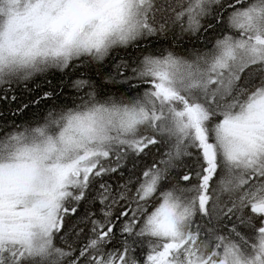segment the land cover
Instances as JSON below:
<instances>
[{
  "label": "snow or ice",
  "instance_id": "6c2138e0",
  "mask_svg": "<svg viewBox=\"0 0 264 264\" xmlns=\"http://www.w3.org/2000/svg\"><path fill=\"white\" fill-rule=\"evenodd\" d=\"M0 102V264H264V0H0Z\"/></svg>",
  "mask_w": 264,
  "mask_h": 264
},
{
  "label": "trees",
  "instance_id": "16d2710c",
  "mask_svg": "<svg viewBox=\"0 0 264 264\" xmlns=\"http://www.w3.org/2000/svg\"><path fill=\"white\" fill-rule=\"evenodd\" d=\"M55 82V81H54ZM37 84H41V78H36V81L34 84H30V87L35 88ZM42 87H47L46 85H42ZM19 95V92L17 93ZM20 99L23 100L24 96L20 95ZM16 105L12 104L9 105L6 102H0V111L4 113L3 117L0 118V122L3 120L12 121L15 120L16 123H22L27 120H32L35 114V109H32L30 111L25 112L23 115L17 114L15 117L10 115V112L15 109Z\"/></svg>",
  "mask_w": 264,
  "mask_h": 264
}]
</instances>
